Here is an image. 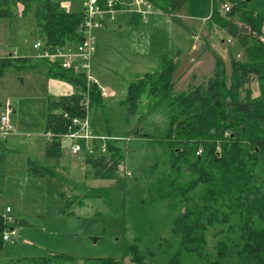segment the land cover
I'll return each mask as SVG.
<instances>
[{
    "label": "trees",
    "instance_id": "1",
    "mask_svg": "<svg viewBox=\"0 0 264 264\" xmlns=\"http://www.w3.org/2000/svg\"><path fill=\"white\" fill-rule=\"evenodd\" d=\"M146 1L163 14L185 11L191 18L205 19L212 30L235 39L244 60L235 59L229 52L228 74L222 59L216 57L209 76L199 82L192 76L186 89L176 93L173 72L177 60L162 54L155 71L128 82L122 101L128 125L144 94L149 98V110L160 106L166 110V128L157 137L151 136L166 158L155 163L160 169L149 170L151 179H137L127 185V177L118 174L125 153L119 143L123 137L138 135L137 127L123 137L103 136V152L99 151L101 141L95 140L91 142L93 152L83 153L91 179H114L118 184L109 189H89L83 197L102 199L109 217L121 223L123 234L121 259L97 258L94 264H123L125 257L131 264H264V0ZM105 2L98 0L100 6ZM223 3L230 4L228 12L222 11ZM12 4H20L23 14L33 7L37 39L50 52L81 43L83 10L68 12L55 0H0V18L12 16ZM131 23H142L138 14H131ZM42 65L48 77L62 80L73 89L46 98L44 132H50L51 137L45 141L44 158L48 160L61 156V135L73 128L71 119L84 116V74L61 67L58 61L11 53L0 56V77L8 67L36 69ZM253 80L259 90L255 97L249 87ZM89 92L90 110L102 97L96 84H91ZM4 153L0 138V161ZM27 165L29 175L63 180L34 160L29 159ZM69 184L73 190L87 188L85 182L69 180ZM9 216L0 214V251L4 232L29 224L24 218L9 222ZM127 224L130 241L125 237ZM66 261L72 259L50 253L4 264Z\"/></svg>",
    "mask_w": 264,
    "mask_h": 264
},
{
    "label": "rangeland",
    "instance_id": "2",
    "mask_svg": "<svg viewBox=\"0 0 264 264\" xmlns=\"http://www.w3.org/2000/svg\"><path fill=\"white\" fill-rule=\"evenodd\" d=\"M55 1H59L68 12L83 10L85 2V0ZM125 2L128 4L131 0H125ZM11 11L13 14L10 18H0V56H7L10 53L13 56L33 54L32 44L38 38L33 7L23 14L20 4H12ZM156 13L158 14L153 19L155 27L142 23L144 26L140 25L138 29L127 25L118 28V24L112 22L106 28H96L93 31L96 52L91 60L92 74L102 86L107 88L108 85L112 88L115 96L102 98L101 102L91 106L89 127L95 135L111 137H123L126 131L137 127L138 135L123 137L119 143L125 151L123 162L132 174L126 178L127 185L137 179H151L149 170L157 171L155 163L165 160L163 148L156 144L153 137L163 132L168 122L166 110L162 106L155 110L147 108L149 98L144 94L138 112L131 117L130 125H128L126 107L122 103L126 97L128 82L145 72L155 71L162 54L183 52L181 54L187 59L186 69L182 72L186 73V78L173 84L176 93L186 89L187 85L193 81L192 76H195V82L209 76L216 57H222L228 74L230 72L229 52L235 59L244 60V55L235 39L225 32L215 34L210 29L211 34H209L203 27L205 29L203 33H206L203 39L194 40L193 31L189 27L196 25V21L204 22L203 19L191 18L185 14V11L171 16ZM175 20L187 21L186 24L189 25L181 26L183 29L179 36L175 32V25H177L173 22ZM190 23L193 24L190 25ZM262 30L264 32V25ZM135 33L141 35L142 39L138 37L135 39L133 36ZM227 37L231 38L230 43L225 42ZM221 39L224 40L223 43L220 42ZM172 40L180 41L176 43L177 47L171 44ZM196 42H199L196 48L197 55L195 52V56L188 58L191 46ZM203 43L206 47H203ZM141 51L144 55L139 56ZM199 59L202 60L197 65L196 62ZM41 76L38 69L8 67L0 77V115L4 113L6 107L15 109L16 113L9 116V121L13 129H18L25 134L19 137L17 143L20 151L9 153L7 151L6 154L7 167H3V171H10L11 166L15 168L9 183L4 179V186L9 193L5 194L3 202L0 203V211L4 212L6 205H13L12 212H4L10 215L8 218L16 219L19 216L29 222L26 226H15L14 232L8 231L9 240L3 243L0 264L23 257H39L50 253H62L72 259V261L57 264H94V259L97 258L119 260L122 256L121 223L109 217V210L102 199L83 197L89 189H109L118 185L116 180L91 179V172L84 163V154H70L71 141L67 138L61 139V156L48 160L44 159L43 150L39 149L40 147L36 148L37 145L34 142L30 143L33 140L44 142L46 138L43 121L45 94L40 83ZM98 82L97 85L100 86ZM249 87L251 96L255 97L259 94L255 80L251 81ZM78 142L82 143L81 140ZM10 143L8 141L7 145L10 146ZM28 155L35 159V163L45 164L55 171L63 177V180L50 176H26L22 160ZM15 162L19 164L22 162V166L14 165ZM69 180L70 182L76 180L77 184L85 182L87 188L73 190ZM126 226L128 231L125 237L130 241L132 234L129 225ZM122 262L131 264L128 257L123 258Z\"/></svg>",
    "mask_w": 264,
    "mask_h": 264
},
{
    "label": "built area",
    "instance_id": "3",
    "mask_svg": "<svg viewBox=\"0 0 264 264\" xmlns=\"http://www.w3.org/2000/svg\"><path fill=\"white\" fill-rule=\"evenodd\" d=\"M223 12H228L230 9L229 3H223L221 5ZM126 11L128 13H136L139 15L142 23H146L148 18L159 12L154 9L146 0H131L130 3L126 4L125 0H106L103 6L98 4V0H85L84 2V19L80 25L79 31L82 34V41L75 48L67 47L64 49H56L50 52L48 49L43 47V41L36 40L32 44V48L35 51L33 57L37 59L47 60L48 62L58 61L63 68L71 69L74 72H81L85 77V90L82 92L83 100L82 105L84 106V116L82 118L74 117L71 119L72 129H68L64 133L62 138H67L71 141L69 146V153L72 155H77L79 153L93 152L92 141H101L99 151L103 152L105 150L103 141L105 137L94 135L89 127V98H90V86L91 84L97 83L93 80L90 74V66L92 55L94 53L95 45V35L94 29L102 27L106 23H109L115 19V15L118 11ZM161 13V12H160ZM167 16H171L166 14ZM214 32H217L213 30ZM218 33V32H217ZM197 39V37H195ZM263 41L262 37H259ZM225 42L230 43L231 38L227 37ZM97 88L101 96L105 95L103 88L97 85ZM11 114V108L6 107L4 113L0 115V138L5 139L8 135L13 132V127L9 121V115ZM66 117L67 114L64 113ZM44 136L46 139L51 137L50 132H45ZM81 140L82 143H79ZM118 174L124 177H130L132 174L124 162L118 165ZM10 208H6L5 212L8 213ZM10 222V218H8ZM14 232V230H11ZM3 241L9 239L8 231L4 232L2 235Z\"/></svg>",
    "mask_w": 264,
    "mask_h": 264
},
{
    "label": "crops",
    "instance_id": "4",
    "mask_svg": "<svg viewBox=\"0 0 264 264\" xmlns=\"http://www.w3.org/2000/svg\"><path fill=\"white\" fill-rule=\"evenodd\" d=\"M131 14L132 13H128L126 11H121L120 10V11H118L116 13L115 19L113 21H111L109 23H106L104 26H102L100 28H97V29H102L103 27L106 28L108 26V24H110L112 22H116V24H118L117 25L118 28H121L122 25H127V26H130V27H135L137 29L139 28L140 25L144 26L142 23H131ZM156 14H158V13H155V14L151 15L148 18V21L146 22L147 23V26L149 25V26L155 27V23L153 22V19L156 17ZM161 14H163V13H161ZM203 21L204 22H202V23L200 21H196L197 22L196 25L193 24V23H190V25L193 24V27L192 28L189 27V28L193 31L192 35H193L194 40H195V37H197L198 40L200 39L199 41H201L203 39V36L206 34V33H203L205 31L204 28L207 29L206 30L207 33L209 32V34H211L210 29H212V28H210L207 25V22L205 21V19H203ZM173 22H175V24H177V25H175L176 26L175 32L178 34V36L180 35L181 29H183L181 27L182 25L189 26L188 24H186L187 21L185 22V21H182V20H179V21L175 20ZM169 29H171V28L169 27ZM199 32H201V33H199ZM212 32L215 33V34L221 33V32H218V33L217 32H214L213 30H212ZM177 34H175V35H177ZM133 36H134L135 39L137 37L139 39H142L141 35H139L137 33H135ZM178 42H180V41L175 42L174 40H172L171 41V44L177 47L178 45L176 43H178ZM220 42L223 43L224 40L221 39ZM198 46H199V42H196L194 45L191 46V50L189 51V54L190 55H189L188 58H190V56H195V52L197 50L196 48ZM204 46H205V43H203V47ZM95 52H96V48H95L94 54H95ZM34 53H35V51H34ZM34 53L33 54L26 55V56H21V55H15V56L28 57V56H33ZM181 53H183V52H181ZM181 53H172L171 54L177 60V66L175 68V72L173 73V84H175V83L177 84L178 82H181V80H184L186 78V73H182V72H184L185 69H186V61H187V59L184 58L183 57V54H181ZM203 54H205V53H203ZM142 55H144V53L141 51L139 53V56H142ZM196 55H197V52H196ZM193 58H195V57H193ZM221 59H222V57H221ZM201 60L202 59H199L196 62L197 65L200 64ZM42 66L39 67L40 69L39 68H36V70L38 69L41 72V75H42L41 78H40V80H41L40 83L42 85V88H43V91H44V94H45V103H46V98L47 97H53V98H55V97H59V96L65 95L67 93H71L73 91L72 87L68 83H66V82H64L62 80H58V79H54V78L48 77L47 76V73H46V67H44V66L42 67ZM42 70H43V72H42ZM145 73H147V72H145ZM90 74H91L93 80L97 83L98 81L96 80L95 76L92 74L91 66H90ZM138 76H141V75H138ZM99 85H100L101 88H103V90L105 92V95L104 96H101L102 98H111V97H114L115 96L114 91L108 85H107V88H105L104 86H102L100 83H99ZM15 113H16V110L11 108V114L10 115H13V114L15 115ZM17 130L18 129H15L14 128L13 129V132L10 135H8L5 139H3V145L5 147V153H4L3 160L0 161V203L3 202L4 197H5V194L6 193H9V190H7L5 188V186H4V179H6L8 181V183H9L10 177L13 176V175H11V173H14L13 168H15V167L11 166V170L10 171L9 170H7L6 172L3 171V167H5L6 166V163H7V157H6L7 151H8V153L9 152H19L20 150H18V148H20V146H17V143L19 141V137H23L25 135L22 131H20V130L17 131ZM115 137H119V136H115ZM8 141L11 142L10 143V146L7 145V142ZM45 141H46V138H45L44 142H40L38 140H35V141L33 140L30 143L34 142L37 145L36 148L40 147L39 149L43 150V155H44V145H45ZM37 142H38V144H37ZM29 159L30 160H35L30 155H28L24 160H22L23 161V170H24V174H26V176H29V173H28V165H27ZM18 164H19L18 162H15L14 163V165H18ZM19 165L22 166V162ZM7 207L8 208L10 207V211L8 213L12 212L13 205L12 206L11 205L10 206L6 205L5 208H4V210H6ZM4 212H1L0 211V214H6ZM18 217L19 216H17V218ZM19 218H22V217H19Z\"/></svg>",
    "mask_w": 264,
    "mask_h": 264
}]
</instances>
